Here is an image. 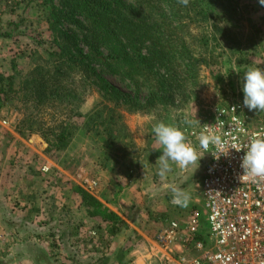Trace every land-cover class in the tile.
I'll list each match as a JSON object with an SVG mask.
<instances>
[{"label":"rangeland","instance_id":"1","mask_svg":"<svg viewBox=\"0 0 264 264\" xmlns=\"http://www.w3.org/2000/svg\"><path fill=\"white\" fill-rule=\"evenodd\" d=\"M53 1L63 12L64 0ZM237 1L238 11L228 13L231 22L223 24L227 36L214 35L208 47H191L205 63L198 67L197 84L188 89L186 98L176 97L170 105L144 113L120 111L125 131L113 133L109 140L80 130L67 150L47 155V144L38 134L17 133L22 112L14 106L20 103L2 107L0 264H63V258H74L73 264H133L146 258V264H155L152 256L160 230L172 220L185 222L190 210L202 209L203 160L196 151L201 156L196 170V165L183 169L170 161L171 171L161 178L158 157L163 148L154 125L164 122L188 138L208 118L210 108L243 103L244 72L264 68V12L257 0ZM42 4L43 0H0V34L12 35L0 36V72L9 74L13 62L24 75L40 62L38 56L44 55L50 38ZM74 27L63 25L78 32ZM80 47L89 54L84 43ZM104 76L144 101L147 93L139 85L107 72ZM97 98L95 93L87 95L81 111L90 110ZM247 110L253 125L264 127V111ZM77 188L125 222L127 228H121L116 239L89 216ZM173 188L189 196L187 206L174 202ZM207 230L205 221L202 231Z\"/></svg>","mask_w":264,"mask_h":264},{"label":"trees","instance_id":"2","mask_svg":"<svg viewBox=\"0 0 264 264\" xmlns=\"http://www.w3.org/2000/svg\"><path fill=\"white\" fill-rule=\"evenodd\" d=\"M53 2L42 4L50 38L40 62L24 75L13 62L9 74L0 72V110L20 103L14 106L22 112L17 133L38 134L47 144V155L67 150L80 130L108 140L124 132L121 112L144 113L166 107L176 97L186 98L197 84L198 67L205 63L191 47H208L214 35L226 37L223 24L231 22L229 14L239 6L237 0H188L186 6L180 0H64L62 12ZM256 3L264 12V5ZM67 23L78 32L64 29ZM106 72L139 85L147 93L144 101L116 88ZM91 93L98 98L83 113ZM77 193L108 237L114 240L127 228L98 200L79 188Z\"/></svg>","mask_w":264,"mask_h":264},{"label":"built area","instance_id":"3","mask_svg":"<svg viewBox=\"0 0 264 264\" xmlns=\"http://www.w3.org/2000/svg\"><path fill=\"white\" fill-rule=\"evenodd\" d=\"M258 133L264 135V127L253 125L239 101L210 108L204 123L189 132L187 141L203 160L202 209H192L185 222L172 220L160 230L155 264H264V180L246 179L241 167L244 151ZM202 134L218 137L220 143L202 147ZM220 152L227 154L216 159Z\"/></svg>","mask_w":264,"mask_h":264},{"label":"clouds","instance_id":"4","mask_svg":"<svg viewBox=\"0 0 264 264\" xmlns=\"http://www.w3.org/2000/svg\"><path fill=\"white\" fill-rule=\"evenodd\" d=\"M180 2L185 6L188 4V0H180ZM259 3L264 5V0H259ZM242 92L243 105L245 107L250 111H264V68H249L244 72L242 76ZM233 111H235V108H233ZM240 130L245 131L243 125H241ZM153 132L157 143L163 148L161 155L158 157V175L161 178H164L171 171L170 161L183 169H187L190 165H196L195 170L198 168L201 156H198L194 147L187 141L183 131L177 127L166 125L164 122H158L154 125ZM210 142L220 143L218 137L201 135L200 144L202 147L206 148ZM234 149L237 151L242 150L239 147ZM219 154L225 153H218L215 157L216 159H219ZM241 167L246 179L254 181L264 180V135L258 133L251 137L247 151H244ZM172 192L174 193V202L176 204L187 206L189 196L186 193L178 188H173Z\"/></svg>","mask_w":264,"mask_h":264},{"label":"crops","instance_id":"5","mask_svg":"<svg viewBox=\"0 0 264 264\" xmlns=\"http://www.w3.org/2000/svg\"><path fill=\"white\" fill-rule=\"evenodd\" d=\"M147 263V260H146V258H145V260L143 259H139V258H137V259H135L134 260V263L133 264H146Z\"/></svg>","mask_w":264,"mask_h":264}]
</instances>
